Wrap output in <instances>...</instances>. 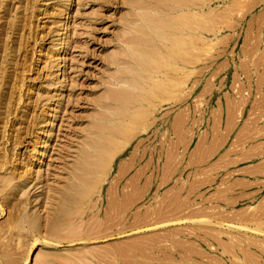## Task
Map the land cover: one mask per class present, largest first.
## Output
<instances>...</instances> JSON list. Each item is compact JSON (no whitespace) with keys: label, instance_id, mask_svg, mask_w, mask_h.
Listing matches in <instances>:
<instances>
[{"label":"rangeland","instance_id":"1","mask_svg":"<svg viewBox=\"0 0 264 264\" xmlns=\"http://www.w3.org/2000/svg\"><path fill=\"white\" fill-rule=\"evenodd\" d=\"M137 1L0 0V264H264V0H181L129 145L61 196L137 92Z\"/></svg>","mask_w":264,"mask_h":264},{"label":"bare ground","instance_id":"2","mask_svg":"<svg viewBox=\"0 0 264 264\" xmlns=\"http://www.w3.org/2000/svg\"><path fill=\"white\" fill-rule=\"evenodd\" d=\"M180 1L181 0H148V3L150 2L149 6L151 7H147H149L151 11H155V13H146L147 15L145 14L142 17V19H145L148 31L145 32V30V33L142 34L141 37H136L137 39L134 42H136L138 48L135 49V47L134 52L131 54L132 60L134 59V67L138 66L139 73L135 75L136 69L133 67L131 70H134V76L130 81H127L129 85L137 89V92L115 88L107 91V97L116 104L114 107L110 106V109L115 113V117L111 121L109 120L111 122L110 125L95 124L98 139L90 141L88 145L92 148L91 151H93L94 154L90 155L91 152L88 149V152H84V163L81 165L79 164L78 167L76 166L78 172L75 171L72 177L73 182L66 186L67 189L61 190L62 197L67 198L69 190L71 189L77 194L76 198H73L74 200L72 201L77 204L83 202L84 198L91 192L92 187L100 183L103 179L101 173H104L105 167L109 166L113 158L123 150L126 145H129L127 142L131 141L132 138L129 136V133L130 129H132L133 122L138 115L141 114L142 106L151 94V88H149V86L151 85L150 81H152L153 77L151 78L148 76L150 70V74L152 71H157L159 60H166L169 58V55L174 53L180 54L182 47L186 44L184 33L187 32L188 28L185 24L183 25V16L171 17L170 15V12L183 9L184 4L181 5ZM173 2L175 3L174 6L171 5ZM144 3L141 2L142 5ZM133 40H135V38ZM115 80H118V77H116ZM120 139H122L123 142H120ZM124 140L127 144H124ZM44 154L45 153L42 152V156ZM41 158V156L37 158L39 164L42 162ZM57 225H60L59 219H55L54 221V226L57 227Z\"/></svg>","mask_w":264,"mask_h":264}]
</instances>
